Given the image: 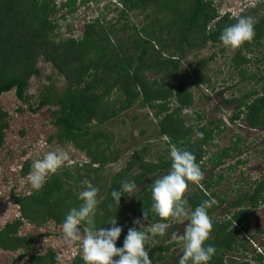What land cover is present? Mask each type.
<instances>
[{
    "label": "trees",
    "instance_id": "obj_1",
    "mask_svg": "<svg viewBox=\"0 0 264 264\" xmlns=\"http://www.w3.org/2000/svg\"><path fill=\"white\" fill-rule=\"evenodd\" d=\"M118 2L123 4V12L141 10L150 19L144 27L135 32L132 39L129 38L130 42L128 40L124 44L115 42L113 37L118 35L121 37L124 30H129L128 23L122 26L106 25L108 23L97 17L85 23L84 32L80 37L57 38L59 20L65 19L66 15L55 19L60 10L55 0H0V95L15 88L17 97L25 99L29 79L33 74L39 73L37 61L43 56L65 79L64 87L53 93L42 94L38 104L40 107L43 105L56 107L52 111V121L57 131L50 138L71 142L90 158L89 162L83 164L84 167H77L75 171L69 168L58 169L54 174H50L39 190L16 196L20 216L7 222L0 229V249L21 250L16 260H25L24 264H57L55 257L58 254L52 247L44 253L38 252L35 245L36 236L20 233L24 221L27 220L37 226L49 221L63 224L70 209L78 208L82 203L78 199L81 186L75 184L84 181L94 182V173L103 169L104 163L112 159L107 155L110 146L108 144L103 146L102 137L107 138L108 133L93 130V125L107 122L142 97L140 102L142 105L158 108L157 117L166 113L159 121L160 132L169 136L171 144L193 153L202 172L204 147L212 144L214 137L223 130L220 123L214 127L203 124L199 132L202 136H190L193 130L198 128L197 123L186 127L178 114L184 107L193 103V94L185 89L182 81L175 85V89L166 85L178 73L179 59L186 53V47L195 46L198 41L222 42L220 35L223 29L237 22L234 15L232 16L230 12L221 15L213 0H118ZM76 3L77 0H66L61 3V7L69 6V13H72L76 11ZM242 11L238 16H242L244 13ZM254 32V38L239 47L233 56L235 66L240 67L239 73L245 72L242 64L249 62L243 53L244 48L252 50L254 45L262 43L264 15L254 21ZM157 44L161 46V50L156 48ZM164 49H172L173 53L162 59ZM202 67L203 63L199 62L192 68L197 81L205 80L201 75ZM153 70L162 72V76L160 79L149 81L146 72ZM254 76L252 74L250 78L253 79ZM260 78L264 80V76ZM259 93L256 89L246 93L245 99L237 104L239 111L231 116L233 122L244 111L247 123L253 128L264 122V83ZM114 94L124 95V98L113 97ZM172 97H176L178 105L170 110L169 103ZM9 126L8 112L0 107V148ZM229 149L224 148L218 152L211 162L214 165H221L224 157L231 155ZM159 158L158 164L142 161L141 170L133 174L130 172L131 168L141 159L135 153L127 167L112 175L105 196H100L98 192L99 203L94 217L97 229L112 227L108 224L111 219L116 218L118 222L119 218L132 208V205L124 204L125 194L121 196L120 206L117 205L111 196L112 191L119 190L125 181H134L138 186L150 174H153V179L141 191L137 208H133L142 215L144 210H148L151 223L172 221L171 219L161 221L151 211L152 183L160 177L156 172L161 170L169 172L171 169L170 158L167 160ZM30 170L28 162L22 166L23 175L29 174ZM222 178V174L217 180L211 176L203 182L204 186L201 188L198 186L191 188L193 183L189 182L184 196L188 201V208L194 210L206 199H214L215 204L226 201L225 198L218 196L216 191L208 192L213 182L220 183ZM98 189L101 191L102 186ZM262 202L264 178L255 182L251 189L229 204L235 209L230 218L211 220L212 228L208 240L205 241V247L212 245L216 251L208 264H227L225 257L236 247L238 240L239 228L233 224L242 226L249 212H253L246 204L257 209ZM243 204L244 208L236 210V207H243ZM207 212H212V207L207 209ZM129 228L127 226L122 228L121 236L116 242L117 247L123 246ZM171 245H159L150 251L149 258L152 264L157 262L179 264L180 258L170 262V256L164 254L165 251H169ZM145 247L146 250L150 249L149 241ZM259 258L263 257L260 255ZM70 264L85 262L82 255L78 254ZM229 264L249 263L233 259Z\"/></svg>",
    "mask_w": 264,
    "mask_h": 264
},
{
    "label": "rangeland",
    "instance_id": "obj_2",
    "mask_svg": "<svg viewBox=\"0 0 264 264\" xmlns=\"http://www.w3.org/2000/svg\"><path fill=\"white\" fill-rule=\"evenodd\" d=\"M55 1L60 8L55 19L66 15L65 19L59 20L60 24L56 29L57 38L80 37L84 32L85 23L100 17L108 23L106 25L129 24V30H124L121 37L119 35L113 37L115 42L124 44L128 40L130 42L135 32L150 21L146 13H142L141 10L123 12V4L118 0H77L76 11L72 13H69V6L61 7V3L66 0ZM213 3L221 15L230 10L232 16L234 13L238 15L243 10L242 16L251 17L253 21L264 15V0H213ZM155 15L152 14V16ZM261 42L260 45H254L252 50L244 48L243 53L249 62L242 64L245 72L239 73L240 67L235 66L233 62L237 49L226 48L222 42L198 41L197 45L186 47V53L179 59L178 73L166 85L168 88L175 89V85L182 81L185 89L193 94V103L184 107L178 114V117L184 120L186 127L197 123L198 128L193 130L190 136L196 137L203 124L214 127L220 123L223 127L221 133L214 137L213 143L204 147L205 152L201 162V165H204L203 179L199 184L193 183L191 187L201 188L204 186L203 182L211 176L217 180L221 174L223 175L220 183L213 182L212 188L208 190L209 193L216 191L218 196L227 200L212 206V212L208 213L212 221L217 218L221 220L227 218L226 213L231 214L230 207H227L228 203L238 200L256 181L264 178V122L253 128L245 119L246 111L241 113L237 121H230V117L239 111L237 104L245 99L246 93L255 89L260 93L262 91L264 80L260 77L264 76V37ZM156 46L158 50L162 49L159 44ZM171 53H173L172 49H164L161 58H166ZM199 62L203 63L201 75L204 81H197L192 73L193 66ZM37 68L39 73L30 77L25 99L17 97L15 88L0 95V107L8 112L10 124L0 148V229L7 222L20 216V206L16 203V196L26 195L35 190L27 180L28 174H22V166L25 163L28 162L31 166L32 162L42 158L44 153L57 150L66 151L70 156V161L59 168L61 170L69 168L75 171L77 167L82 168L83 164L90 161L86 153L71 142L50 138L57 131L52 121V111L56 107L53 105L40 107L38 104L42 94L53 93L64 87L65 79L43 56L38 59ZM252 74L255 75L253 79L250 78ZM161 76L162 72L156 70L146 72L149 81L160 79ZM113 97L120 99L124 98V95L114 94ZM141 101L142 97H139L132 106L122 110L114 118L92 126L93 130H103L108 133L107 138L102 137L103 146L105 144L110 146L107 155L112 157L110 161L104 163L103 169L93 175L95 180L91 182L93 186L97 188L102 186V190L99 191L100 196H105L112 175L127 167L135 153L141 159L135 167L131 168L130 172L133 174L141 170L142 161L147 160L158 164L159 157L165 160L170 158V138L160 132L159 126L160 119L166 113L157 117L158 108L142 105ZM177 105L176 97H172L169 103L170 110ZM224 148H230L231 155L224 157L222 165H214L211 160ZM230 165L233 167L230 168ZM164 172L161 170L156 173L161 177L165 175ZM152 175L150 174L142 184L136 186L131 194L133 196L125 194L124 204L132 205V208L119 218L118 226L139 227L134 224V221L142 218L143 215L133 207L137 208L140 193L150 184ZM75 185L81 186V191L85 188L83 182ZM167 223L169 227L163 236L157 235L154 240H148L151 245L148 252L158 248L159 245L172 244L169 251H165L164 254L170 256V262H173L182 256L183 248L180 243L171 239V235L174 232L183 234L189 222L179 224L172 220ZM84 226L82 222L81 230ZM145 226H148L147 222ZM258 228H264V203L251 218V225L241 232V238L249 240V245L246 250L242 251L239 248L238 251L241 252V260H247L249 264H264V255L262 259H259L260 248L264 247V232H259ZM20 233L36 236L35 245L38 252L44 253L52 247L58 254H63L64 264H70L78 254L82 255V246L79 242H73L70 247L64 244L62 224H57L55 221L37 226L25 220ZM21 252V250L0 249V264H24L25 260H16Z\"/></svg>",
    "mask_w": 264,
    "mask_h": 264
},
{
    "label": "clouds",
    "instance_id": "obj_3",
    "mask_svg": "<svg viewBox=\"0 0 264 264\" xmlns=\"http://www.w3.org/2000/svg\"><path fill=\"white\" fill-rule=\"evenodd\" d=\"M231 12V10H230ZM236 23L225 27L220 35V40L226 48L238 49L245 42H250L254 36V21L251 17L238 16ZM202 136V133H197ZM169 157L171 159L170 171L156 178L152 183L151 211L161 221L169 219L182 224L188 221L183 234L174 232L171 239L182 245L183 254L179 264H208L215 254L212 245L205 247L212 228V223L207 209L215 204L214 199H206L194 210H189L188 201L184 198L189 182L199 184L203 179V172L196 163L193 153L181 150L175 144H170ZM70 161L68 152L63 150L48 151L42 158L32 162L27 180L33 189L39 190L49 174H54L59 168ZM149 161L145 160V163ZM84 190L78 193L81 205L70 209L63 224V242L71 246L73 242H79L82 246V259L85 264H152L149 252L145 244L157 235L163 236L169 227L168 223H151L149 211L144 210L142 218H137L134 224L139 227L128 229L123 246L117 247L116 242L123 231L117 225L116 218L108 224L110 228L95 227L96 208L99 203L97 195L99 189L90 181H84ZM136 188L135 182L125 181L119 190H113L111 196L115 203L120 206L121 196L131 195ZM85 225L81 230V224ZM147 222L148 226H145ZM83 232V236H81ZM46 240L44 241V243ZM118 257V259H116ZM57 264H64V255L57 254Z\"/></svg>",
    "mask_w": 264,
    "mask_h": 264
},
{
    "label": "flooded vegetation",
    "instance_id": "obj_4",
    "mask_svg": "<svg viewBox=\"0 0 264 264\" xmlns=\"http://www.w3.org/2000/svg\"><path fill=\"white\" fill-rule=\"evenodd\" d=\"M230 121L231 122H233L232 120H231V117H230ZM237 121V120H236ZM240 162H243L242 160H239ZM222 165V164H221ZM230 168H232L233 166L232 165H230L229 166ZM257 182V181H256ZM249 189H251V187L249 188ZM248 189V190H249ZM247 191V190H246ZM227 201V200H226ZM247 201V200H246ZM233 202V201H232ZM231 202H229L228 203V206L227 207H230L229 206V204H230ZM264 202H262L261 204H263ZM261 204H260V206H261ZM246 206L248 207V209H252L253 210V212H249V214H248V218H247V220H244V224L242 225V226H240V225H236V223H234L233 224V226H236L237 228H239V232H238V235H237V243H236V247L234 248V249H232V250H230L228 253H227V255H226V257L225 258H227V259H225V261H226V263L227 264H229L230 262H232V260L233 259H235L236 261H242L241 260V258H240V254H241V252L240 251H238L239 250V248H241L242 249V251H244V250H246L247 248H248V245H249V240H244V238L242 239L241 238V232H244L248 227H249V225H251V218L253 217V215L255 214V212L257 211V209L260 207H257V209H254L253 208V206L252 205H247L246 204ZM240 208H244V204H243V207H236V210H238V209H240ZM230 210H231V214H228V213H226L227 214V218H224V219H228V218H230L231 216H232V213L235 211V209L234 208H232V207H230ZM217 219H219V218H217ZM219 220H221V219H219ZM213 221H216V219L215 220H213ZM259 232H264V228H258L257 229ZM262 256L263 257V255H264V247H263V249L262 248H260V252H259V256ZM229 258V259H228ZM260 259V258H259ZM243 261H245V260H243ZM247 261V260H246Z\"/></svg>",
    "mask_w": 264,
    "mask_h": 264
}]
</instances>
